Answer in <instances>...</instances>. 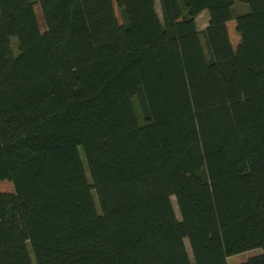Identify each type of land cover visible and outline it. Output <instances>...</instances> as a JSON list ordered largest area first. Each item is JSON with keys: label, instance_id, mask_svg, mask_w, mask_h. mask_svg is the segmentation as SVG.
Segmentation results:
<instances>
[{"label": "trees", "instance_id": "1", "mask_svg": "<svg viewBox=\"0 0 264 264\" xmlns=\"http://www.w3.org/2000/svg\"><path fill=\"white\" fill-rule=\"evenodd\" d=\"M159 4L0 0V264H264V0Z\"/></svg>", "mask_w": 264, "mask_h": 264}, {"label": "rangeland", "instance_id": "2", "mask_svg": "<svg viewBox=\"0 0 264 264\" xmlns=\"http://www.w3.org/2000/svg\"><path fill=\"white\" fill-rule=\"evenodd\" d=\"M36 8L38 9V7H36ZM247 9H249V6L247 4L241 3V2L235 3L234 7H233L235 14L243 13V12L247 11ZM157 10L161 14L159 0H157ZM116 12H117L119 19H121L120 11H119L117 6H116ZM38 15H39V21L42 24V27L44 29L40 11H39ZM209 18H210V14H209L208 10H204V11H202V13L200 15H198V17L196 18V24H197V27L199 30H203L208 26ZM0 191L14 192V188L10 182L1 181L0 182ZM261 252H263V250H261V249H255V250L247 251L244 253H240L237 255L230 256L227 258V261H228V264H238V263H241V262L247 260L249 257L256 255V254H259Z\"/></svg>", "mask_w": 264, "mask_h": 264}]
</instances>
